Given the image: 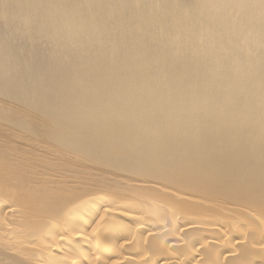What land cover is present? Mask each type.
<instances>
[{
    "label": "bare ground",
    "instance_id": "obj_1",
    "mask_svg": "<svg viewBox=\"0 0 264 264\" xmlns=\"http://www.w3.org/2000/svg\"><path fill=\"white\" fill-rule=\"evenodd\" d=\"M0 22L6 26L18 24L15 35L19 45L14 46L15 49L22 50L25 43L27 47L31 45L30 50L38 61L34 69L29 70L30 64L26 60L5 58L13 50L1 46L0 40V82L21 90L26 100L41 105L45 111L46 107H50L60 114L67 127L60 129L88 142L63 143L72 151H85L102 162L114 164L116 169L134 172V177L146 176V179L142 176L141 179H153L163 186L161 195L139 192L136 200L144 201L146 206L143 209L141 203L140 208H137L138 204L136 207L133 204L137 211L140 209L139 212L144 211L142 214L146 216L147 213L153 218L158 215L152 218L158 222L167 217L162 216L165 210H169L170 214L174 208L179 210V204L175 207V202L181 201L183 197L189 200L200 198L217 204H240L254 213L253 217H256L258 223L262 221L263 226L259 223L261 228L257 229L264 231V0H0ZM38 39L44 40L58 53L57 59L39 57V49L33 44ZM13 146V150H6L7 154L0 152V194L5 193L10 199H16L20 205L16 208L11 205L9 212L19 209V213L21 211L25 217L30 218L50 215L51 209L57 211L46 230V223L41 222L43 227L36 223L32 228L34 222L31 227L30 221L18 227L31 234L36 245L33 254L19 250L23 257L31 256L29 260H24L33 264H103L111 259L112 254L114 257L119 247L114 249V240L111 242L112 245L115 243L112 248L114 253L108 256V260L105 255L109 250L103 251L105 255L102 252L104 256L100 253L98 238L102 235L105 236L102 238H121L122 227L116 229L118 226L109 227L108 223L112 222L113 225V220H110L116 216L115 211L120 207H132L131 203H125L126 206L117 205L118 209L112 206L110 210L109 204V207L106 206L109 209L105 206L106 209L101 208L105 195L101 196L103 200L99 201L102 199L99 198L97 202L94 198L93 202L84 198L91 194L90 190L71 192L65 185L67 181H56L55 176L47 175L49 178L44 180L42 178L45 176L40 178L35 172L36 163L30 162L27 156L33 150L61 156L67 153L66 148L56 151L45 143H24L21 149ZM73 173L81 178L76 170L73 169ZM80 180L85 183L82 178ZM10 187L13 189L10 190ZM147 206L153 207L151 210H155L154 216L150 209L146 212ZM124 209L126 211L119 210L123 213L119 215L134 211ZM182 210L186 211L183 207ZM191 213L193 216L194 212ZM137 214L125 213L124 217L142 232L148 220L145 221V216ZM185 214L177 216V212L174 218L171 216L173 229L181 221L179 217L183 216L184 223L181 221L179 224L183 230L194 226L199 220L198 224L204 225L202 228L208 227L209 224L203 222L206 217L204 220L198 219L195 213L197 215L194 218L198 221H191L192 217L187 214L191 219L187 222ZM160 216L162 218H157ZM175 217L180 221H176ZM84 218H89L88 223L84 221L86 228H80L84 224L75 226L80 224L78 220ZM215 220L222 221L219 218ZM162 221L158 222L162 226L152 225L155 228L152 230V226H149L151 229H148L161 234L166 228L164 225L169 222ZM227 221L231 224L228 225ZM232 221L226 219L228 224L223 221V225L220 224L223 229L214 228L221 235L217 237L221 241L216 242L220 247L228 246L229 243L232 245L230 240H244L240 235L248 223L240 225L239 221ZM236 224L241 234L228 230ZM129 229L122 233L129 232L126 233L127 238L131 239L135 233ZM176 230L181 234L183 232ZM176 230H172L175 236L181 237ZM24 232L21 233L23 236ZM202 232L199 233L202 235ZM211 234L209 237L206 234L205 239L197 235L200 244L199 241L190 243L188 240L189 246L194 242L197 245H201V242L202 245L209 243ZM221 237L226 238L227 242ZM137 238L135 240L138 242ZM180 239L174 241L175 245L186 243V240ZM263 239L259 240L260 246L264 244ZM128 241H119L120 248ZM237 242L227 249L231 251L234 246L237 247ZM107 243L111 248L112 245ZM189 246L186 244L182 247L194 249V245L191 248ZM140 247V250L144 248ZM169 248L168 245L167 252H172ZM200 248V252L196 247L195 253L191 251V259L198 263L202 259ZM223 253L229 255L232 252ZM118 254L122 253H117V259ZM179 255L169 258L165 256L162 264L172 263ZM140 257L143 259L146 256ZM132 258L130 263L142 262L134 257V263ZM152 258L149 256L148 261L143 263L147 264L149 260L153 263L152 260L155 262L157 259ZM158 258L161 260L162 257ZM219 258L215 259L216 262L221 261ZM114 264H117L116 260Z\"/></svg>",
    "mask_w": 264,
    "mask_h": 264
},
{
    "label": "rangeland",
    "instance_id": "obj_2",
    "mask_svg": "<svg viewBox=\"0 0 264 264\" xmlns=\"http://www.w3.org/2000/svg\"><path fill=\"white\" fill-rule=\"evenodd\" d=\"M18 28H19L18 24L11 23V25L6 26V25H4V24H2L0 22V40L2 42L1 46H3V45L4 46H8V47L12 48V50H13V52L10 53L9 55H5V58L9 59V58L18 57V58H21L24 61L26 60L25 62L30 64L28 69L29 70H33L34 69V65L38 64V61H37V56H35L33 54V51L30 50L31 45H29L27 47V44L25 43V46H23L22 50H20V51H17L15 49V47H14V46H18L19 45L17 43L18 40H17V37L15 35V29L17 30ZM33 44L35 45L34 47L39 49L38 53H39V57L40 58H49V59L50 58H56L57 59L58 53L56 54L55 51L51 48V46H49L46 42H44V40L38 39V41L33 43ZM31 58H34V59H31ZM7 86L8 85H6V83L0 82V146H2V147H0V152H2V153L4 152V153L7 154L6 150L10 151V149H12L11 147L13 146V144H14L13 148L15 147L16 149L17 148L21 149L22 147H24V143H40V144L41 143H45L46 145H50V146L54 147V150H56V151L58 149L59 150H64V148H66L67 149V153L65 155H61V156L45 154L42 150L41 151H34V150L33 151H29L27 156H28L30 162H35L36 163L35 164V172L37 173V175L40 178L45 176V178H42V179L46 180L47 178H49L47 175H50V176H55L54 179L56 181L57 180H66L67 182L65 183V185L69 188V191H71V192H79L80 189H85L86 191L90 190L91 194L86 195L84 198L89 199V200L91 199L93 202H94V200H97V202H98L99 198H102V199H99V201L103 200L104 197H106L108 200L110 199L108 202H106L107 199L105 198L104 201L101 203V208L106 209V208H108L111 205L110 206L111 207L110 210H112L113 208L118 209L119 206L117 208V205L124 206L125 203L126 204L127 203L128 204L131 203L132 207H130L128 205L129 207H123V208L120 207V209H118V210L114 209V210H116L115 211L116 216L115 215L114 216L115 217H119L120 216L121 218H123V220L125 218L124 221L127 220L126 217H124L125 213L137 214L140 211V209H138V211H137V209L135 208L137 204H138L137 208L139 207V203H141V208H143V209L146 206V203H144V201L136 200V199H138L137 197L139 196V192H141V193L147 192L148 194H158V195L162 194V192L164 191L162 189L163 186L159 185V183L153 181V179L152 180L150 179L149 181H145L146 176L143 177V175H141L142 178H145V179H141V176L139 177V175L137 176L138 178L136 176L134 177V175L136 173L131 172V171L126 170V169H116L117 167L114 166V164L108 163L107 161H103L102 162V161L92 157L89 153H87L85 151H79V152L72 151L70 147L65 146L63 143H88V142L84 141V140H82L80 138H76V137H73V136L69 135L65 130H61L60 128H65V129L67 128L64 125L62 116L60 114L56 113L54 110H51L50 107H46L47 109L45 111L44 109H42L40 107L41 105L35 104L32 101L29 102L28 100H26L24 98L23 93H21V90H19L17 88L16 89L12 88L10 86L7 87ZM8 148H10V149H8ZM73 169L76 170L78 174H80L81 178L85 181V183H82V181L80 180L81 178H79V176L77 174L73 173ZM131 173L132 174L134 173V174L132 175ZM55 183H57V182H55ZM97 183H100V185H98ZM12 189L13 188L10 187V190H12ZM128 190H130V191H128ZM137 193H138V195H137ZM141 193H140V195H141ZM1 195L2 194H0V203L2 202L0 204L1 205L0 206V218L2 220V224H0V264H22V263L23 264H33V263H29L26 260H24V258L29 260L28 258H30L31 256H24L23 257L22 256L23 253L19 252V250L22 251L21 249H23V252L28 251V252H31L30 254H33L35 252L36 245H35V243H33V239L30 236L31 234H27V232H24L23 229L21 230L18 227L20 226V228H21L22 224L25 221H27V222L30 221L31 222V223L29 222L30 226L34 222L33 223L34 224L33 227L31 226L32 228H34V226H36L37 224H39V226L43 227L44 225H42V224L46 223L45 226H44V229L46 230V229H48V226H47L48 223L52 222L50 220H54V218H55L54 215L57 213V211H54L55 212L54 213L53 210L50 208L51 209V214L50 215L49 214L47 216H42L41 215V217L32 216L30 218H27V217L24 216V214H22L21 211H20V213L22 215L18 212L19 209H18V211L9 212V207L11 205H13L14 208H16V206L19 207L20 205H19V203H18V201L16 199L15 200L14 199H10L9 196L7 197V195L5 193H3L2 196ZM102 195L103 196L105 195V196L101 197ZM135 195H136V197H135ZM183 198L181 199V201L180 200L177 201L178 203L175 202L177 204V206H175V207H178V204H179V210L178 209L176 210L174 208L172 214H170V212L168 213L169 210H165V212H166L165 215L164 214L162 215L163 212L162 213H158L159 215L161 214L162 216H165V217L167 216L168 217V218L166 217V218H163V219H159L158 222H160V220L161 221L163 220L162 222H164V223H166L167 220L170 222V219L174 218V216L177 215V212L179 213V215H177V216H182L184 214V212L186 213L185 215L187 216L188 213L186 211L189 212L188 215H190V211H191L192 213L194 212L193 216L190 215L192 217L191 219H193V220L188 218L190 216H187V217L185 216L186 217L185 220H187V222L189 221V219L191 221H194V220L198 221L196 218H194L198 214L197 215V216H199V217H197L198 219L202 218V220H204L205 217L208 220L212 219L211 221H206V219H205V221H203L204 223H206L205 225L209 224L208 225V227H209V226H211L213 224L212 226H214V225L215 226L214 227L211 226L212 228L211 227L208 228L207 226L202 228L204 225L200 226L201 224L200 225L198 224L200 222V220H199L198 223L196 222L194 224V226L196 225V227H194L192 225L189 229L188 228L186 229V227H185L184 230H183V228L181 229V227H180V225H181L180 223H181V221L184 223V221L182 220V219H184L183 218L184 216L183 217H179L181 219V221L178 220L179 218L176 216L178 219L176 217H175V219H176V221H180V222H178L180 225L176 222L178 225L175 224L176 225L175 228L176 229H180L181 231H183L182 234H181V232L179 230L173 229L174 227L172 226L173 224H172V221H171L170 223L167 222V224L164 225V226H166L165 230L167 232L165 230H163L165 232L161 231L163 233V235H162V233L159 234L160 233L159 231L158 232L157 231L152 232V230L155 227H157L158 224H160V226H162L161 225L162 223H158L157 221L153 220L158 215L154 216L155 213H153V212L155 210L152 211L153 207L150 208L151 206L150 207L147 206L146 212H148V209H150L149 211H152L151 213L153 214L154 218L152 216L150 217V215H148L147 213H146V216H145V214H142L144 211L142 213L139 212L137 214V215L145 216L146 217V218H144V220L146 219L145 221L148 220V224L146 223L147 226L144 227L143 229H141V230H143L142 232L140 230L138 231L136 229L135 225L133 226L132 223L130 224L129 220L126 221V223L129 222V223L126 224L120 217L116 219L113 216V218L110 220V221L113 220V225H111L112 222H110V223H108L109 227H112V226L113 227H117L118 226V228H116V229H119V227H122V229L120 228L122 232H123V230L127 231L128 228H130L129 230L132 231L135 234L133 235L131 233L134 236V238H133V236H131L132 238L129 239V238H127L128 234H126V233H129V232H125V234H126L125 237L123 236L125 234H123L121 232V234H123V235L120 234L122 239L121 238H117L118 240H115V238H113L112 236H108V235H107L108 238H102V237H105L104 235L100 236L98 238V240H100V242H99L100 244L99 245H101V246H99V248H100V253L102 255H103V253H104V255L106 254V252H103V251L109 250V251H107L108 254L105 255V256H107V257L110 256L111 253H114L113 251H114V249L117 248V246H119L118 247L119 250L117 248L115 256H117V253H119V252L122 253V255L124 254V257H122L121 254L120 255L118 254L119 255V259H117L118 257L117 258H115V256L113 257L114 254H112L111 255V259L109 257L107 259L108 260L110 259L109 261H111L112 258H113L114 260H112L111 263L109 261L106 262V263L114 264L115 260H116L117 264H126L125 262H127V264H133V263H130V261H131L130 258L133 257L132 260H134V261H132V262L135 263L136 259H138L139 255H140V256H146V257H143L144 260L141 259L142 257H140L139 259L142 260V262L138 261V262H136V264H142L143 261L144 262L148 261L147 259H149V256H150V258L153 257L154 259H155V257L157 259H159L158 257L161 256L162 258H161V260L159 259L160 260L159 263L157 262L158 261L157 259H156L155 262H157V264H162V260L166 258L165 256H167L169 258L170 256L174 257L175 254H177V255L180 254L179 258L181 260L179 258H174V261H172V263H168V264H175L176 262H177V264H182L184 262H185L184 264H190V263L193 264V262L195 264L196 260L193 261L191 259L193 257L192 254L196 252V251L194 252L195 247H196V250H199V248L202 247V246L204 247V249H203V247L200 248L201 252H202L201 253V255H202L201 258L202 259H200V257H199L200 260H198V261L202 262L203 264L204 263L207 264L208 262L210 264L211 263H213V264H216V263L217 264H220V263L221 264H251V262L255 263L256 259H257V261H256L257 264H263L264 263V254H263L264 253V248H263L264 244L263 245L261 244V246H260V243H261L260 241L264 237L263 235H262L263 237L260 236V235L263 234L264 231H261V229L260 230L257 229V227L261 228V226H263V225L261 223L262 221L259 219L261 221V222H259V223H261V226H258L259 223H258L256 217L255 218L253 217L254 213L252 211H250L249 209L245 208L244 206H240V204L234 206V204H231V203L230 204H227V203L226 204H217V203H214V202H207V201H204V200H202L200 198H191V200L186 199L185 197H183ZM111 201L115 205L111 204L112 203ZM109 202H111V203H109ZM205 202H207V203H205ZM107 204H109V206ZM133 204L135 205V207H134ZM180 205H181V209H180ZM104 206L105 207L108 206V207L105 208ZM112 206H114V207L112 208ZM182 207L186 211L182 210ZM124 208H126V209L130 208L129 210H134V208H135L136 211L135 210L133 212L128 211V212H125L124 215H122V216L119 215L120 213L123 214L122 211H126ZM119 210H122V211L119 212ZM175 211H176V214L174 215ZM181 211H182V213H181L182 215H180ZM249 212H251V213L248 214ZM195 213H197V214H195ZM200 213H202V214H200ZM117 214L119 216H117ZM149 214H150V212H149ZM156 214H157V212H156ZM200 215H202L203 217L202 216L200 217ZM171 216H172V218H171ZM47 217H48V220H47ZM51 217H52V219H51ZM150 218L151 219L153 218L152 219L153 222L151 221L153 224L150 223ZM157 218H162V217L160 216V217H157ZM157 218H156V220H158ZM218 218L222 219L221 222L215 220L218 223L219 226L217 225L216 222L213 221L214 219H218ZM3 219H5V220H3ZM86 219L87 220H85V218L78 220V221H80V224L77 223L78 224L77 225L75 223L76 224L75 226H79V225H83L84 224L83 225L84 227H80V228H82V229L86 228L87 225L85 224L84 221H86V223H88L89 218H86ZM115 219H116V221H115ZM226 219L227 220L231 219V221L233 219L235 221V223H236V221L237 222L239 221L240 225H242V223L245 224V225L248 223V225H246L247 228L245 227V229L247 231L245 230L246 231L245 232V231L242 230L244 233L242 235H240V236L244 237V238L242 237V240L243 239L244 240L242 242L240 240H239V242H237V240H236L238 245H237V247L234 246V248L232 249L233 251L232 250L230 251V248L227 249L228 247H230L232 245H236V242L233 241V240H230V242L232 241V245H231V243H229V244L227 243L228 246H224V247H226L225 249H224V247H220V245L216 243L218 241L220 242L221 240L217 239V237L220 234H219V231H217L218 229H215V231H214V228L222 227V229H223V226H221V225H223V223L226 221ZM117 220H119V222ZM45 221H47V222H45ZM82 222H84V223H82ZM187 222H185V223H187ZM227 222H225V224H228V223H229L228 225L231 224L230 221L228 223ZM119 223H120V225H118ZM121 223H123V224H121ZM85 225H86V227H85ZM152 225L153 226L156 225V226L153 227ZM167 225H169V226L167 227ZM232 225H231V227L232 228L234 227V229L229 228L227 226L229 228L228 230L231 229L232 232L234 231V233H236L238 231L239 225H238L237 229H236L237 224H236V226L235 225L232 226ZM124 226H125V228L123 229ZM149 226H152L151 227L152 230H150L151 228ZM132 227H133V229H132ZM170 227H172V229ZM227 227L225 226L224 228H227ZM148 228H150V229H148ZM77 229L80 230L79 228H77ZM135 229L137 230V232L140 233V235L138 233L139 236L137 235V232H136ZM147 229L149 230V233H151V234L148 233ZM168 229L169 230L171 229L170 231H172V230H174V231L176 230L177 232L179 231L178 233H180V234H178L177 232L176 233L178 235H181V237L177 236V235L175 236V234H174L175 232L174 231L170 232ZM15 230H16V232H15L16 234L12 235L13 231H15ZM201 230L204 232V233L202 232V235H201V233H199V232H201ZM257 230H259V232ZM22 231L25 233L24 236L22 235L23 234ZM252 231H254V232H252ZM207 232L210 233V234L213 232L211 234L212 238L209 239V240H211V244H210V241L208 240L209 243L206 242L205 244L202 245V242H201V245H197L198 243L200 244V241H199L200 239L196 238V237H198L197 235L200 234L199 237L202 236V238L205 239V237L207 238L208 235L210 236V234H208ZM238 232H240V234L242 233L240 230ZM141 233H142L143 236L141 235ZM164 233H166V234H164ZM195 233H197V234H195ZM205 233L207 234V236H206ZM215 233H217L216 236H215ZM148 234H149V236L147 237ZM194 234H195V236H194ZM203 234H205V236ZM257 234L258 235L260 234V235L258 236ZM21 235H22L23 238L21 237ZM155 235H156V238H155ZM172 235L174 237H178V238H174ZM255 235H257V236H255ZM13 236H14V239H13ZM29 236H30L31 239H29ZM136 236L139 238V240L137 238L139 243L135 240ZM213 236L216 237L215 238V239H217L216 241L213 239L214 238ZM15 237H18V239L15 238ZM27 237H28V239H27ZM123 237L127 238L130 241L132 240V241L131 242L128 241L131 244L125 243V245L120 248V246H121L120 242H122V240H124V242H125V240L127 241V239H124ZM182 237H184V238H182ZM259 237H262V238H259ZM180 238L182 240H184V241L186 240L185 241L186 243L181 242V244H176L175 245L174 241L176 239H180ZM218 238H220V237H218ZM23 239L26 242L28 241L29 243L27 242L28 243L27 244L26 242L23 241ZM159 239H160L161 243L159 242ZM221 239L225 240V243L227 242L226 238L223 239L221 237ZM113 240L116 243V246L114 245L115 244L114 242H113V245H112L111 242ZM166 240H167V243H166ZM169 240H170V244L168 243ZM188 240L191 241L190 243H193V241H195V242L199 241V242L197 244L194 242V244H193L194 245V249L192 248L193 250H189V248L187 249L186 247H182V246H185L186 244L189 246V241ZM213 240L215 241L216 244L214 243ZM253 240H255V241H253ZM171 241L174 244L171 243ZM263 241H264V239H263ZM107 242H109L112 245L111 248H110V245ZM102 243H103L104 247L102 246ZM182 243H183V245H182ZM19 244H20V246H19ZM29 244L32 245V246H30ZM135 244H138L139 247L141 246L142 248L144 247L145 249H148V251L147 250L145 251V249L143 248L145 253L143 251L141 252V250H143V249L140 250L138 245H135ZM165 244H167V245H165ZM195 244L197 246H199V247H197ZM252 244L254 246L255 245L256 246L259 245V247L258 246H257L258 248L256 246L254 247ZM157 245H159L160 247H158ZM168 245L170 246L169 249H171L172 252L175 253V254L171 255L172 252L170 250H168V252L170 251V253L167 252ZM193 245L191 244L190 246H193ZM204 245H206V246H204ZM29 246L31 247V249H29L30 248ZM176 246H177V248H176ZM248 246H249V248H248ZM18 247H19V249H18ZM101 247H103L104 250H102ZM113 247H114V249L112 250ZM164 247H166V250L164 249ZM261 247L263 249H261ZM24 248H26L27 250L24 249ZM123 248L125 250H123ZM205 248H206V250H205ZM235 248L240 250V251L238 252V250H236ZM126 251L129 252L130 255ZM160 251H161V253H160ZM189 251H190V253H189ZM191 251H193V253ZM210 251H211V253H210ZM223 251L224 252L227 251L228 253H226V254H229V253L232 252L231 253L232 255L231 254L224 255L225 253H223ZM258 251H260V252H258ZM17 252L21 253V254L18 255ZM89 252L91 253V251H88L87 253H89ZM140 252L143 253V255ZM157 252L159 253V255H157L158 254ZM199 252H200V250H199ZM212 252H216L217 254L219 253V255H217L216 253H212ZM233 252H235V253H233ZM153 253L155 254V256H153L154 255ZM208 253H210V254H208ZM211 254H215V256H217V257H215V256H213ZM136 255H138L137 256L138 258H136ZM128 256H131V257H128ZM218 256L219 257L222 256L221 259ZM125 257H126V259H128V261L126 259H124ZM134 257L136 259H134ZM213 257H214V260H213ZM236 257H238V258L236 259ZM216 258H219L222 262L221 261H219V262L217 261L216 262V260H215ZM17 259H18L19 262L17 261ZM120 259L121 260L123 259V261L121 262ZM186 259H188V261H186ZM14 260H16V261H14ZM190 260H192L193 262H191ZM212 260L215 261V263ZM248 260H250V261H248ZM262 261H263V263H262ZM139 262H141V263H139ZM149 262H147V264H155V262L153 260H152L153 263H151L150 260H149ZM200 262L198 263L196 261V264L197 263L200 264ZM106 263H103V264H106Z\"/></svg>",
    "mask_w": 264,
    "mask_h": 264
}]
</instances>
